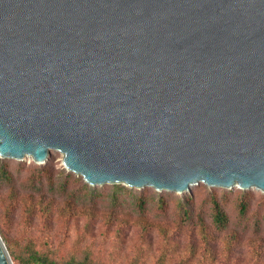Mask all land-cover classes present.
Masks as SVG:
<instances>
[{"label": "water", "instance_id": "95a60500", "mask_svg": "<svg viewBox=\"0 0 264 264\" xmlns=\"http://www.w3.org/2000/svg\"><path fill=\"white\" fill-rule=\"evenodd\" d=\"M50 150L92 186L264 192V0H0V157Z\"/></svg>", "mask_w": 264, "mask_h": 264}, {"label": "rangeland", "instance_id": "374dc122", "mask_svg": "<svg viewBox=\"0 0 264 264\" xmlns=\"http://www.w3.org/2000/svg\"><path fill=\"white\" fill-rule=\"evenodd\" d=\"M1 162L8 165L13 181L0 184V231L6 244L32 240L39 247L48 241L60 257L73 250L90 249L114 264H126L135 254L141 256L142 264H151L167 251L170 264L181 260L186 264H264V192L259 189L209 187L199 182L178 193L117 183L131 190L122 192L112 187L115 183L89 185L63 167L61 154L55 150H50L43 164L30 157H0ZM42 167L51 171V183L38 179ZM66 173L71 176L66 191H61L56 185ZM94 190L100 194L92 193ZM113 191L121 199L119 205L111 201ZM70 193L73 197L69 201ZM211 193L217 194L227 214L228 225L222 232L211 224ZM241 195L248 200L244 215L236 205ZM138 196L145 203L143 213L134 202ZM161 198L164 206H158ZM29 205L33 210L27 219ZM179 207L189 209L193 220L178 223ZM109 215L117 220H107ZM198 222H202L205 237Z\"/></svg>", "mask_w": 264, "mask_h": 264}, {"label": "trees", "instance_id": "16d2710c", "mask_svg": "<svg viewBox=\"0 0 264 264\" xmlns=\"http://www.w3.org/2000/svg\"><path fill=\"white\" fill-rule=\"evenodd\" d=\"M8 165L4 164V162H1L0 165V184H8L10 185L13 183L12 181V175L7 169ZM41 171L39 172L38 179L44 178L49 183L52 182V176L49 175L51 171L48 167H42L39 168ZM71 174L66 173L64 175V178L61 183H58L57 188H59L61 191H66L68 179L70 178ZM30 181H34V178H32ZM113 188L121 190L122 192H129L131 191L127 187H122L121 185L115 183L112 185ZM92 193H95L96 195H99L100 192L97 190H94ZM72 194H69V201L72 198ZM15 198V191L12 190L10 194V199L13 201ZM111 201L113 205H119L120 197L116 192L111 193ZM190 200V198H187ZM208 201L210 203V211H211V224L213 228L217 232H222L227 228L228 225V219L227 214L225 210L223 209V205L221 204L219 198L217 197L216 193H211ZM135 204L140 210V213H143L142 210L144 208V201H142V198L138 196L134 200ZM164 206L163 198L159 199L158 206ZM238 205V211L241 215H244L247 206H248V200L244 198V195H241L237 201ZM33 210V207L29 205L27 209V214L25 217L28 219L29 214ZM192 212L187 209L186 207H179L177 209V222L186 224L189 221H192ZM90 218V216H89ZM109 218H115V216H107V220ZM115 220H117L115 218ZM108 222V221H107ZM200 226V234L202 237H205V231L202 226V222H198ZM0 236L2 238V232L0 231ZM4 242V238H2ZM5 246L10 254V257L12 261H16V264H114L110 258H100L98 256H95L90 249H83V250H73L69 252L66 256L60 257L57 255L56 250L50 246V243L48 241H45L44 244L40 243L39 247L38 244L32 240H27L24 243L14 242L12 244H6ZM126 264H142L141 256L138 254H135L131 256ZM151 264H170V256L167 252H163L159 254L152 262ZM178 264H186V260L179 261Z\"/></svg>", "mask_w": 264, "mask_h": 264}]
</instances>
